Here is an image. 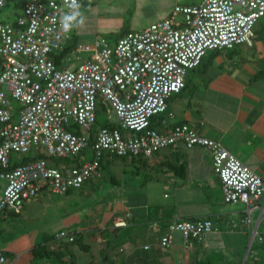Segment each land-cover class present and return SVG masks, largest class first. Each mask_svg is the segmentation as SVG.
<instances>
[{"label":"built area","instance_id":"1","mask_svg":"<svg viewBox=\"0 0 264 264\" xmlns=\"http://www.w3.org/2000/svg\"><path fill=\"white\" fill-rule=\"evenodd\" d=\"M7 1L0 0V8ZM18 1L15 19L0 21V219L44 192L79 189L101 175L105 157L150 158L181 142L210 151L223 201L243 203L242 221H252L251 212L264 194V174L188 124L167 126L156 116L166 113L168 99L184 88L187 73L207 51L253 45L264 0L177 4L162 20L127 31L114 45L97 38L77 46L91 54L75 68L64 64L70 54L60 64L55 60L71 40L74 19L64 18L93 0H77L78 9L71 0ZM98 112L107 114V125H97ZM153 119L165 127L152 126ZM28 152L33 159L24 161ZM212 229L208 218L176 219L166 224L159 242L168 247L175 232L185 240L201 239ZM255 236L254 230L250 244L264 243V236ZM53 237L74 239L65 230ZM248 253L239 264H251ZM6 262L0 247V264Z\"/></svg>","mask_w":264,"mask_h":264},{"label":"crops","instance_id":"2","mask_svg":"<svg viewBox=\"0 0 264 264\" xmlns=\"http://www.w3.org/2000/svg\"><path fill=\"white\" fill-rule=\"evenodd\" d=\"M206 59L203 69L189 75V86L168 99L166 113L159 117L167 126L188 124L264 174V36L258 38L255 32L252 46L239 45ZM154 121L158 129L165 127ZM119 160L106 162L114 165ZM122 161L140 167L110 173L116 188L107 199L71 205L75 192L88 194L101 186L94 178L56 198L44 192L27 200L18 213L6 211L0 219L6 264H239L247 251L251 264L261 260L264 243L250 242L254 230L255 237L264 236V194L251 212L252 221H242L245 205L223 201L208 149L178 142L150 158ZM180 164L179 173L171 170V165ZM100 173L98 178L103 166ZM42 211L44 218H32ZM194 218L210 219L212 231L188 240L175 232L170 245L161 246L159 238L168 222ZM118 221L125 225H115ZM59 230L74 239L55 240ZM38 245L51 254L33 260L32 249Z\"/></svg>","mask_w":264,"mask_h":264},{"label":"rangeland","instance_id":"3","mask_svg":"<svg viewBox=\"0 0 264 264\" xmlns=\"http://www.w3.org/2000/svg\"><path fill=\"white\" fill-rule=\"evenodd\" d=\"M191 1L192 0H94L81 7L79 21L82 16L83 23L80 24L78 22L71 32L77 41L78 47L89 46L97 38H103L110 45H114L122 32L141 30L151 23L165 18L176 4L189 3ZM19 12V9H15L12 4L6 5L0 8V21H12ZM255 32L258 38L264 36V17L259 19L255 26ZM225 51L228 50H222V53ZM210 52L211 51L206 52L205 58L209 56ZM90 54L91 51L88 49L83 51L74 49L70 53L69 59H65L64 64L68 65L69 68H75L81 62V59L87 58ZM187 81V85L189 86V78ZM12 104H16V102L12 101ZM105 117H107V114L102 112L97 113V118L100 123L105 121ZM156 117H159V115ZM14 156L16 155L14 154ZM36 156H40V154ZM31 159H33V156L30 152L24 154V161ZM52 159L56 161L60 160L59 162L65 163L72 161V159ZM103 165V176L93 180L96 186H101L97 187L94 192L88 194H84L82 191L75 192L74 197L70 201L71 205L88 206L92 202L101 200V198L107 199L108 194L110 195L111 191L116 188L108 179L110 173L116 174L121 167L126 170L131 168L136 169V166L140 167L139 164L132 166L131 161L123 162L122 160L115 162L114 165L113 163L107 164V162L104 161ZM46 194L53 198L59 197L57 194L54 195L51 192ZM42 213L44 214L32 218L35 220L42 219L45 217V211H42ZM26 222L29 223V220ZM29 224H31V222ZM17 231L18 230H16V232ZM15 235H11L10 238H13ZM263 250L264 249H261L262 253ZM11 258L12 256L9 260H11Z\"/></svg>","mask_w":264,"mask_h":264},{"label":"trees","instance_id":"4","mask_svg":"<svg viewBox=\"0 0 264 264\" xmlns=\"http://www.w3.org/2000/svg\"><path fill=\"white\" fill-rule=\"evenodd\" d=\"M94 1V0H93ZM92 1V2H93ZM9 4H12V6L15 8V9H17V8H19L20 7V5H21V2H19L18 0H8L7 1V3H6V5H9ZM5 5V6H6ZM84 5H86V4H84ZM83 5V6H84ZM80 13V12H79ZM79 18H80V16H77L75 19H74V21H73V27H72V29L76 26V24L79 22ZM127 31H125V32H122L120 35H119V37L121 36V35H123L124 33H126ZM71 39L72 40H70L71 42L69 43V44H67V46H65L63 49H61V51L59 52V54L58 55H56L55 56V60H56V62L58 63V64H60L61 63V60H62V58H64L65 56H67L68 54H70V52H72L77 46H78V44H77V41H76V39L73 37V35H72V32H71ZM222 50H213V51H211L210 52V54H209V56H213V55H215V54H217V53H219V52H221ZM205 58V55L203 56V58H202V60H201V62H200V64L198 65V66H196V67H194V68H192V69H190L189 70V72L187 73L188 74V76L186 75V78H185V86H188L187 85V79L189 78V80H190V76L189 75H191V73L192 72H194V71H196V70H198V69H203V66L206 64V62H207V60L208 59H206ZM201 67V68H200ZM258 76H261V74L260 75H258ZM184 86V87H185ZM167 104H168V101H167ZM161 115H164V113L163 114H161ZM161 115H159V116H161ZM159 118H162V117H159ZM155 119H153L152 120V126H154L153 124H154V121ZM97 125H107V123H105L104 121L102 122V123H100L98 120H97ZM138 156H121V157H118V156H112V158H110V159H108V157H105V158H103L102 159V161L100 162V169L102 168V166H104L103 165V162L104 161H109V160H112V159H115V158H120V159H122V160H125L126 158H137ZM143 158V157H142ZM28 161V160H27ZM107 164H108V162H107ZM171 170H173V171H175V173L177 172V173H179V170H178V168H180V169H183V164H180L178 167L177 166H175V165H171ZM180 175H183V173H182V171H180ZM98 178V177H97ZM69 192V191H68ZM67 193V192H66ZM51 252L52 251H50V250H48V249H46V246L45 245H38V246H36V247H34L33 249H32V253H33V260L34 259H36L38 256H41V257H43V256H48V255H50L51 254ZM5 255H7V254H5ZM58 255V257H60L61 256V254H57ZM56 264H64L63 263V260H60V261H58ZM252 264H264V251H263V253H262V255H261V260H259V261H255V262H252Z\"/></svg>","mask_w":264,"mask_h":264},{"label":"clouds","instance_id":"5","mask_svg":"<svg viewBox=\"0 0 264 264\" xmlns=\"http://www.w3.org/2000/svg\"><path fill=\"white\" fill-rule=\"evenodd\" d=\"M71 5H72L73 8H77V9L79 8V4L77 3V0H71ZM80 15L81 14L79 12H75L72 16H66L64 19L65 20H73V19H75L76 16H80ZM79 23L80 24L83 23V17L82 16H81V19H80ZM64 27L67 29V28L70 27V25L65 23Z\"/></svg>","mask_w":264,"mask_h":264}]
</instances>
